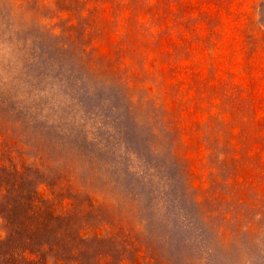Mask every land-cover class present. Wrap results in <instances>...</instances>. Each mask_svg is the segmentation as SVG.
I'll use <instances>...</instances> for the list:
<instances>
[{
  "label": "rangeland",
  "instance_id": "1",
  "mask_svg": "<svg viewBox=\"0 0 264 264\" xmlns=\"http://www.w3.org/2000/svg\"><path fill=\"white\" fill-rule=\"evenodd\" d=\"M0 264H264V0H0Z\"/></svg>",
  "mask_w": 264,
  "mask_h": 264
}]
</instances>
